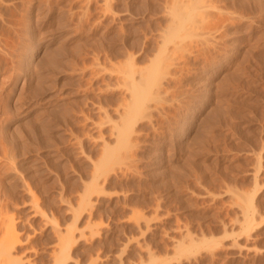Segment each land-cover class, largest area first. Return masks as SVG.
Instances as JSON below:
<instances>
[{"label":"rangeland","instance_id":"374dc122","mask_svg":"<svg viewBox=\"0 0 264 264\" xmlns=\"http://www.w3.org/2000/svg\"><path fill=\"white\" fill-rule=\"evenodd\" d=\"M0 205L24 264H264V0H0Z\"/></svg>","mask_w":264,"mask_h":264},{"label":"bare ground","instance_id":"6f19581e","mask_svg":"<svg viewBox=\"0 0 264 264\" xmlns=\"http://www.w3.org/2000/svg\"><path fill=\"white\" fill-rule=\"evenodd\" d=\"M182 1V0H181ZM184 1V0H183ZM178 2V1H177ZM176 2V4H177ZM2 3V2H1ZM4 3V2H3ZM2 3V4H3ZM179 3V2H178ZM182 4V6H185L186 7V2H185V5H183V2L181 3L180 2V5ZM179 5V4H178ZM175 6V5H174ZM177 6H175L176 8ZM180 7V6H179ZM174 8V9H175ZM173 9V10H174ZM175 16H172V17H175V24L174 26L169 29V33H168V30L166 31V37L165 39L162 41L164 45H162V43L160 45L162 46H166L165 44L168 42V41H173L174 42V46H173V49L172 50H176V49H182V52L183 50H186V41H179L177 40V36H179L181 33H186V10H184V7H183V11H181L180 9H178V7L176 8V10H174L173 12H175ZM173 20V19H172ZM173 23V22H172ZM173 25V24H172ZM164 36V35H163ZM183 37V36H182ZM181 37V39H182ZM164 38V37H162ZM184 38V37H183ZM185 40H186V37H185ZM183 41V42H182ZM161 46V47H162ZM163 49V47L161 48ZM169 49V47H168ZM167 49V50H168ZM171 50V51H172ZM179 51V50H177ZM169 52V51H168ZM167 52V54H168ZM173 52V51H172ZM181 52V54H182ZM28 53V52H27ZM171 53V52H170ZM174 53V52H173ZM162 54V52H161ZM163 55V54H162ZM171 55H174V54H171ZM160 56V55H159ZM161 57V56H160ZM165 57V55H164ZM171 56H169L170 58ZM174 57V56H173ZM166 58V57H165ZM163 60V58H161ZM172 59V58H171ZM123 125H128V124H124ZM124 127V126H123ZM128 127V126H126ZM126 129V128H125ZM124 132V131H123ZM123 134V133H122ZM121 134V135H122ZM124 135V134H123ZM122 135V136H123ZM127 135V134H126ZM127 137V136H126ZM12 157V156H11ZM8 158V157H7ZM14 158V156H13ZM12 159V158H11ZM12 162V160H11ZM10 162V163H11ZM102 164H100L101 166ZM41 166V165H38V167ZM99 166V167H100ZM104 166V165H103ZM36 167V166H35ZM40 168V167H39ZM97 180L95 179V184L92 185L91 187V190L88 191L85 195H83L81 197V205L85 206L89 204L90 202V192L91 191H96L98 190V185H96V182ZM100 190V189H99ZM35 201V200H34ZM92 203V202H91ZM36 204V203H35ZM35 206V205H34ZM80 206V205H79ZM89 206V205H88ZM36 207H39V206H36ZM36 207H35V210H36ZM2 206L0 205V264H24L23 261L21 260V258H19V256H16L14 255L15 253L13 252V249H14V245L15 243L18 241V227L16 226V223H15V219L13 218V216H8L6 215V212L3 211V209H1ZM33 209V208H32ZM31 209V211H32ZM40 209V207H39ZM39 209L33 213L32 212V215H35L36 213H39ZM41 210V209H40ZM41 214L43 213V210L42 212H40ZM8 214V213H7ZM52 215V214H51ZM52 218V217H51ZM55 220V219H54ZM97 228V227H96ZM66 230V233L65 234H59V240L61 242V247L60 249L57 251V249H53L51 250V253L53 254V256H60V254H62L64 252V250L66 249V246H65V243L64 241L65 240H68V238L70 239V236L73 235V230L72 228H67L65 229ZM93 230V229H92ZM98 230V229H97ZM91 231V230H90ZM94 231V230H93ZM95 232V231H94ZM69 241V240H68ZM69 243V242H67ZM68 248V246H67ZM68 250V249H67ZM62 257V256H60ZM59 257V258H60ZM57 258V260L59 259ZM61 259V258H60ZM56 260V259H55Z\"/></svg>","mask_w":264,"mask_h":264}]
</instances>
